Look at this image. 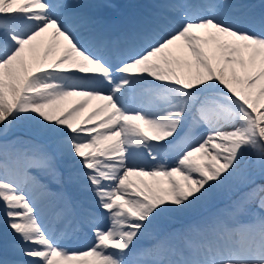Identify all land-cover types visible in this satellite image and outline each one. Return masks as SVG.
<instances>
[{"label":"snow or ice","instance_id":"obj_1","mask_svg":"<svg viewBox=\"0 0 264 264\" xmlns=\"http://www.w3.org/2000/svg\"><path fill=\"white\" fill-rule=\"evenodd\" d=\"M108 6L0 0V264H264V0Z\"/></svg>","mask_w":264,"mask_h":264},{"label":"bare ground","instance_id":"obj_2","mask_svg":"<svg viewBox=\"0 0 264 264\" xmlns=\"http://www.w3.org/2000/svg\"><path fill=\"white\" fill-rule=\"evenodd\" d=\"M75 100H76V98H70L68 101L65 102V104L68 103V102H70L69 105H68V106H70V105H72L75 102ZM95 104H96V102H93V105H90V107L93 109V107L95 106Z\"/></svg>","mask_w":264,"mask_h":264},{"label":"rangeland","instance_id":"obj_3","mask_svg":"<svg viewBox=\"0 0 264 264\" xmlns=\"http://www.w3.org/2000/svg\"><path fill=\"white\" fill-rule=\"evenodd\" d=\"M69 103H70V102L66 103V104H65V107H67V106L69 105ZM86 110H87V109H86ZM86 110H85V111H86ZM85 111H84V112H85ZM82 114H83V113H82Z\"/></svg>","mask_w":264,"mask_h":264}]
</instances>
